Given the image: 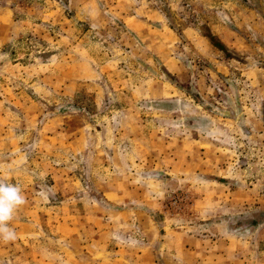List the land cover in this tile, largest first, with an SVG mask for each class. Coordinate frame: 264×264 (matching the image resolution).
<instances>
[{
    "label": "rangeland",
    "instance_id": "rangeland-1",
    "mask_svg": "<svg viewBox=\"0 0 264 264\" xmlns=\"http://www.w3.org/2000/svg\"><path fill=\"white\" fill-rule=\"evenodd\" d=\"M0 182V264H264V0H0Z\"/></svg>",
    "mask_w": 264,
    "mask_h": 264
},
{
    "label": "crops",
    "instance_id": "crops-1",
    "mask_svg": "<svg viewBox=\"0 0 264 264\" xmlns=\"http://www.w3.org/2000/svg\"><path fill=\"white\" fill-rule=\"evenodd\" d=\"M180 138L185 140L188 137L185 135V136H181ZM169 139H172V138H169ZM194 141L196 142V140H194ZM170 145H171L170 142L167 140H163V142L160 141L157 143L158 156L155 157L157 162L153 163V164H155L154 169L159 170L160 172H164L167 176L178 179L179 175H177L178 174L177 170L173 164L174 159L172 158V154L174 152L172 151V148ZM205 162H206V160H205ZM180 169L181 168H178V170H180ZM182 169L184 171H182L181 174H185V173L187 174L186 170L188 169V167H182ZM205 173H206V171L203 172V174H205ZM142 181H143L142 184H148V182H155L157 184V187L160 188V191L163 192V195L170 191V189L167 188V186H165V184L161 182L162 180L159 181L158 178L157 179L151 178V177H149L148 179L142 178ZM128 184H131V183H129V181H127V180L119 182V184H117V186L119 187V190L122 191V194H119V196H118V197H120L121 200L124 197L132 198V196H131L132 191L128 188ZM116 195L117 194H115L114 197H116ZM152 197H154V196H152ZM155 210H156L155 211L156 213L157 212L163 213L160 211L159 207H156ZM164 222L165 221H163V223ZM170 225H171L170 221H167V223H164V225L162 227L163 233H160L161 237L163 239L168 238V231L171 227ZM179 235L180 234H178L177 237H175V235L171 237L173 244H166V245H163V247L161 248V254L164 255L165 251H166V255L168 256L163 261L164 264H193L192 261H189L186 258L189 256V259L192 258V260H193L194 257H192V255H196L197 249L193 250L192 247L188 245V244H192V243H189V242L186 243L185 242L186 239L184 238V235H181V236H179ZM178 238L181 239V241H183L182 245H181V242H180V245H178V243L176 242V239H178ZM144 245L145 246H143L141 248V251L147 252V254L148 253L152 254V251L156 249V247L153 246V243H151V246H147L146 244H144ZM168 250H169V252H168ZM172 250L175 251V253L171 252ZM179 251H180V253H179ZM184 251H185V253H184ZM182 254H185V256L183 257ZM149 261L147 264H154V262L151 263Z\"/></svg>",
    "mask_w": 264,
    "mask_h": 264
},
{
    "label": "clouds",
    "instance_id": "clouds-1",
    "mask_svg": "<svg viewBox=\"0 0 264 264\" xmlns=\"http://www.w3.org/2000/svg\"><path fill=\"white\" fill-rule=\"evenodd\" d=\"M24 203L25 199L18 185L0 182V241L11 242L16 239V232L9 224Z\"/></svg>",
    "mask_w": 264,
    "mask_h": 264
},
{
    "label": "trees",
    "instance_id": "trees-1",
    "mask_svg": "<svg viewBox=\"0 0 264 264\" xmlns=\"http://www.w3.org/2000/svg\"><path fill=\"white\" fill-rule=\"evenodd\" d=\"M264 221V212L262 213H259L256 217H255V222L256 224H259L261 222ZM253 224H255L253 221H252Z\"/></svg>",
    "mask_w": 264,
    "mask_h": 264
}]
</instances>
